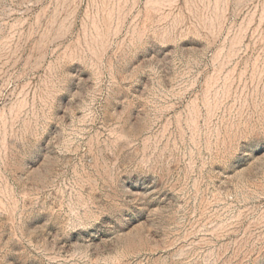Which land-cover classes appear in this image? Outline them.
<instances>
[{"label": "rangeland", "instance_id": "rangeland-1", "mask_svg": "<svg viewBox=\"0 0 264 264\" xmlns=\"http://www.w3.org/2000/svg\"><path fill=\"white\" fill-rule=\"evenodd\" d=\"M0 264H264V0H0Z\"/></svg>", "mask_w": 264, "mask_h": 264}]
</instances>
